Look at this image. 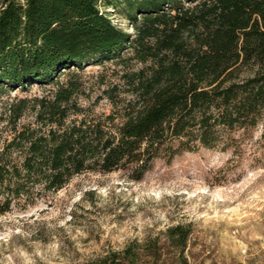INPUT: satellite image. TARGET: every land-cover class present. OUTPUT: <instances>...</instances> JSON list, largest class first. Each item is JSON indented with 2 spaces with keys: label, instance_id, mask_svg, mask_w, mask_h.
Returning a JSON list of instances; mask_svg holds the SVG:
<instances>
[{
  "label": "trees",
  "instance_id": "trees-1",
  "mask_svg": "<svg viewBox=\"0 0 264 264\" xmlns=\"http://www.w3.org/2000/svg\"><path fill=\"white\" fill-rule=\"evenodd\" d=\"M89 64L112 68L84 106ZM32 86L50 89L0 114V214L83 173L137 180L157 159L236 152L264 126V0H0V98ZM100 100L108 111L95 112ZM190 233L176 224L66 264H191Z\"/></svg>",
  "mask_w": 264,
  "mask_h": 264
},
{
  "label": "rangeland",
  "instance_id": "rangeland-1",
  "mask_svg": "<svg viewBox=\"0 0 264 264\" xmlns=\"http://www.w3.org/2000/svg\"><path fill=\"white\" fill-rule=\"evenodd\" d=\"M110 21L131 33L122 13ZM109 65H86L82 77L99 96V76ZM50 87L15 89L6 104L46 95ZM88 92V91H87ZM108 111L105 100L94 107ZM32 119L26 113L23 122ZM264 126L251 131L240 149L199 148L170 161L157 159L140 178L127 170L88 172L57 192H48L24 210L0 214V264L79 263L133 240L162 236L173 225L191 229L186 255L195 264H264ZM172 255L170 254V258Z\"/></svg>",
  "mask_w": 264,
  "mask_h": 264
}]
</instances>
